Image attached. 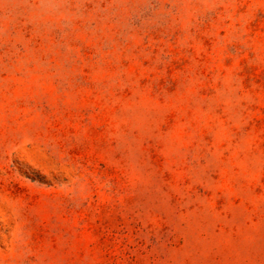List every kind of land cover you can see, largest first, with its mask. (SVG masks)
Returning a JSON list of instances; mask_svg holds the SVG:
<instances>
[{"label":"rangeland","instance_id":"1","mask_svg":"<svg viewBox=\"0 0 264 264\" xmlns=\"http://www.w3.org/2000/svg\"><path fill=\"white\" fill-rule=\"evenodd\" d=\"M0 264H264V0H0Z\"/></svg>","mask_w":264,"mask_h":264}]
</instances>
